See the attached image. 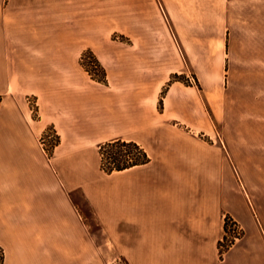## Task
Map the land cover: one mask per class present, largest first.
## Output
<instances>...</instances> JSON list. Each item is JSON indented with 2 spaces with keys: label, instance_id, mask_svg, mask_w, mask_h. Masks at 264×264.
<instances>
[{
  "label": "crops",
  "instance_id": "1",
  "mask_svg": "<svg viewBox=\"0 0 264 264\" xmlns=\"http://www.w3.org/2000/svg\"><path fill=\"white\" fill-rule=\"evenodd\" d=\"M115 3L0 0L3 264H264V0H168L173 32L128 40ZM116 139L150 161L104 171ZM226 215L244 233L222 254Z\"/></svg>",
  "mask_w": 264,
  "mask_h": 264
},
{
  "label": "rangeland",
  "instance_id": "2",
  "mask_svg": "<svg viewBox=\"0 0 264 264\" xmlns=\"http://www.w3.org/2000/svg\"><path fill=\"white\" fill-rule=\"evenodd\" d=\"M141 3H142L141 7L139 3L138 5L136 4V0H122V3L112 4L111 34L113 37L116 38L118 37L122 40H128L130 39L129 38L130 36H133L138 33L148 32L147 30H149V27L151 25H153L157 30V32L160 33L173 32L175 25L173 24V20L170 18L168 14V10H167L168 0H142ZM172 3L173 0H171V4ZM207 5L208 4L203 6L204 9L207 7ZM212 6L214 7H213V12H211V15L215 16L216 14L215 3H212ZM171 8L172 9L175 8V10L178 11L177 0L175 4H172ZM99 28H101L100 25H96V29ZM90 59L91 58L87 56V60L89 61ZM176 75L178 77H176ZM176 75H174V79H180L186 83L196 84L201 88V84L198 80V77L193 70H190L188 74H181V75L176 74ZM29 100L34 109V113H36L35 112L37 107L36 100L33 97H30ZM216 129L220 133L221 130H224L225 132L227 131L229 132V130H231V126L228 123H224V125L222 123H218ZM206 137L210 140L208 135H206ZM58 138L59 136L57 134L55 140L56 139L58 140ZM238 182L242 185V182L244 181H238ZM243 233H244L243 229L240 227L239 236H242ZM224 236H225V232H224ZM223 243L226 244V240ZM3 262H4V253L0 249V264H3ZM122 264H124L123 260H122Z\"/></svg>",
  "mask_w": 264,
  "mask_h": 264
},
{
  "label": "trees",
  "instance_id": "3",
  "mask_svg": "<svg viewBox=\"0 0 264 264\" xmlns=\"http://www.w3.org/2000/svg\"><path fill=\"white\" fill-rule=\"evenodd\" d=\"M87 56L91 59L88 61ZM82 64L95 78L106 81L105 71L92 51H86L81 57ZM176 77H178L176 75ZM60 138L56 139L50 147H46V151L51 156L53 148L58 144ZM100 153L102 156V169L108 173L115 170H123L138 164H144L150 161V156L147 151L136 141L126 139H116L108 141L100 146ZM234 220L231 216L227 215L225 220V236L228 232V221ZM235 221V220H234ZM236 222V221H235ZM240 237V236H238ZM236 239H232L225 245V249L222 248V240L220 241V250L223 254L224 251L230 248ZM118 264V263H116Z\"/></svg>",
  "mask_w": 264,
  "mask_h": 264
},
{
  "label": "built area",
  "instance_id": "4",
  "mask_svg": "<svg viewBox=\"0 0 264 264\" xmlns=\"http://www.w3.org/2000/svg\"><path fill=\"white\" fill-rule=\"evenodd\" d=\"M57 134L53 129H49L46 131L41 137L40 141L44 147H50L52 143L55 141ZM229 227H228V232H226V236L223 237L222 243L226 240V244L230 242L232 239H237L238 236L240 235V226L238 225L237 222L234 220H229L228 221ZM223 243L222 248L225 249V245ZM118 264H122V262H119Z\"/></svg>",
  "mask_w": 264,
  "mask_h": 264
}]
</instances>
